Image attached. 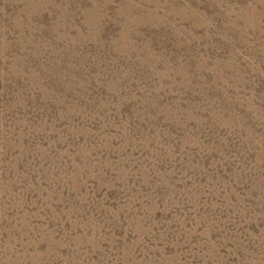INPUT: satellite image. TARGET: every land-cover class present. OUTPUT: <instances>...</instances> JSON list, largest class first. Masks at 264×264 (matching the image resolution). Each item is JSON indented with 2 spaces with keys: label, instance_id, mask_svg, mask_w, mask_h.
Instances as JSON below:
<instances>
[{
  "label": "rangeland",
  "instance_id": "rangeland-1",
  "mask_svg": "<svg viewBox=\"0 0 264 264\" xmlns=\"http://www.w3.org/2000/svg\"><path fill=\"white\" fill-rule=\"evenodd\" d=\"M0 264H264V0H0Z\"/></svg>",
  "mask_w": 264,
  "mask_h": 264
}]
</instances>
